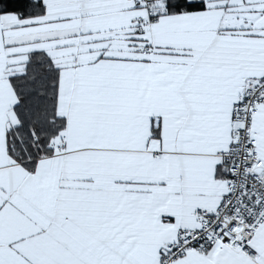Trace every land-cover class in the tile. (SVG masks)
Here are the masks:
<instances>
[{"label": "snow or ice", "instance_id": "1", "mask_svg": "<svg viewBox=\"0 0 264 264\" xmlns=\"http://www.w3.org/2000/svg\"><path fill=\"white\" fill-rule=\"evenodd\" d=\"M0 264H264V0H0Z\"/></svg>", "mask_w": 264, "mask_h": 264}]
</instances>
